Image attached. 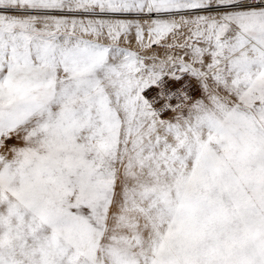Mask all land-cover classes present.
<instances>
[{
    "label": "snow or ice",
    "instance_id": "obj_1",
    "mask_svg": "<svg viewBox=\"0 0 264 264\" xmlns=\"http://www.w3.org/2000/svg\"><path fill=\"white\" fill-rule=\"evenodd\" d=\"M0 264H264V0H0Z\"/></svg>",
    "mask_w": 264,
    "mask_h": 264
}]
</instances>
